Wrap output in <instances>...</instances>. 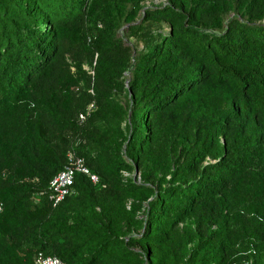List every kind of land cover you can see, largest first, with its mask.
I'll use <instances>...</instances> for the list:
<instances>
[{
    "label": "trees",
    "instance_id": "trees-1",
    "mask_svg": "<svg viewBox=\"0 0 264 264\" xmlns=\"http://www.w3.org/2000/svg\"><path fill=\"white\" fill-rule=\"evenodd\" d=\"M143 1L0 0V264H175L191 216L183 264H264V0ZM69 151L99 181L54 206ZM143 168L155 188L124 175Z\"/></svg>",
    "mask_w": 264,
    "mask_h": 264
},
{
    "label": "rangeland",
    "instance_id": "rangeland-1",
    "mask_svg": "<svg viewBox=\"0 0 264 264\" xmlns=\"http://www.w3.org/2000/svg\"><path fill=\"white\" fill-rule=\"evenodd\" d=\"M168 0H145L143 1V3L146 5V3L149 5L150 3H154V4H158L159 2L162 3H167ZM144 9H141L140 12H142ZM141 20V17H138V21ZM137 21V20H136ZM165 26V29L167 27V24H163ZM126 25H121L119 27L118 30V35L122 36L123 32L125 31ZM123 41L125 42L126 45H128L131 48V52H132V56L135 55V51L138 49L142 48V43L140 41V39L137 36H131L129 38L126 39V37H123ZM91 62V63H90ZM96 63V56L90 61V58H87L84 62V68L87 71H91L92 67L90 66L92 64V66H94ZM130 77V73L126 72L125 76H124V80L127 83L128 78ZM124 102V101H122ZM99 127L101 128L102 133H104L105 135L107 134V131H110L111 133L115 134V129H117V127H119V129H125V120L119 121L115 118H112L110 120H105V121H101L98 123ZM261 148H264V144L261 145ZM123 148H121V153L122 155L126 158V156L123 154ZM262 156L255 159L253 161L252 164V169L257 170V169H264V154H261ZM172 159L173 161L176 163V161L181 160V155H180V148L176 151V152H172ZM213 161L210 157H207L205 159V162H210ZM182 162V161H181ZM143 172V175H142ZM144 174H146L145 178H144ZM124 175L128 176V175H132L134 178L137 179L138 182H144L146 183V185L148 186H153L155 188L156 183L154 182L153 177L150 174H147V171L145 168L134 171V172H124ZM35 201L36 204L39 205L40 201H39V197L38 195H35ZM132 203V199H128L126 201V207L129 208L130 204ZM146 202L142 203V206L140 208H138L135 211L134 217L133 219H137L142 221V225L144 224V219H145V208H146ZM99 207H96L93 210V214L98 218L101 219V216L99 215V213L101 212L99 209ZM131 221H127V219L123 220V230L125 231L124 237H127L128 234H134L136 235H140L141 232L143 231V227H141L142 225L140 224V226L138 227H133L131 225ZM195 218L194 216L189 217L187 220H185L184 222L179 223L175 230H174V235L171 238L170 241V245L169 248L172 250V255L174 257V263L175 264H183V262L186 260L187 258V254H186V249L193 247L194 245V241L188 243L187 245H183L182 242L184 241V239L188 236L190 229L195 230ZM136 250H141L142 246L136 245L135 246ZM144 264H147L146 262H144ZM248 264H250V261L248 262Z\"/></svg>",
    "mask_w": 264,
    "mask_h": 264
},
{
    "label": "built area",
    "instance_id": "built-area-1",
    "mask_svg": "<svg viewBox=\"0 0 264 264\" xmlns=\"http://www.w3.org/2000/svg\"><path fill=\"white\" fill-rule=\"evenodd\" d=\"M94 108L93 103L89 104L87 112L94 110ZM79 118L84 119L85 114L81 113ZM78 173L87 176L92 183L99 181L98 176L85 164L84 158L69 151L64 168L57 172L49 181L48 198L54 206L58 205L66 196L74 193V179ZM35 261L37 264H65L57 256L46 255L43 252L37 253Z\"/></svg>",
    "mask_w": 264,
    "mask_h": 264
}]
</instances>
